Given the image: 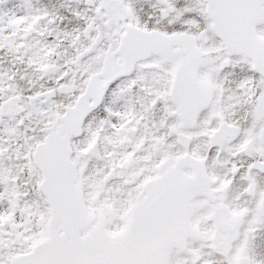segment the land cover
<instances>
[{
  "label": "snow or ice",
  "instance_id": "1",
  "mask_svg": "<svg viewBox=\"0 0 264 264\" xmlns=\"http://www.w3.org/2000/svg\"><path fill=\"white\" fill-rule=\"evenodd\" d=\"M0 264H264V0H0Z\"/></svg>",
  "mask_w": 264,
  "mask_h": 264
}]
</instances>
